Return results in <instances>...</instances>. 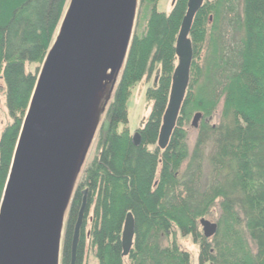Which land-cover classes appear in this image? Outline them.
Wrapping results in <instances>:
<instances>
[{
  "label": "trees",
  "instance_id": "trees-1",
  "mask_svg": "<svg viewBox=\"0 0 264 264\" xmlns=\"http://www.w3.org/2000/svg\"><path fill=\"white\" fill-rule=\"evenodd\" d=\"M66 2L0 0V79L12 118L0 134V201L37 77L26 65L44 61ZM187 2L172 0L165 13L157 10L158 0L138 1L123 68L96 131V153L84 162L68 203L60 264H70L83 190L75 264H87L90 254L97 264H191L176 232L198 246V264H264V0H203L188 35V86L160 147ZM226 28L231 43L224 40ZM156 68V84L145 91L151 110L134 144L127 101L132 87ZM195 112L202 116L190 149L185 126ZM127 212L134 227L124 255ZM201 218L216 222L212 237H204Z\"/></svg>",
  "mask_w": 264,
  "mask_h": 264
},
{
  "label": "water",
  "instance_id": "water-1",
  "mask_svg": "<svg viewBox=\"0 0 264 264\" xmlns=\"http://www.w3.org/2000/svg\"><path fill=\"white\" fill-rule=\"evenodd\" d=\"M202 2L188 0L180 24L175 43L177 63L158 137L160 147L166 145L176 124L188 86L193 56L188 35ZM137 3L72 0L66 10L32 90L0 201V264H56L54 238L78 116L111 29L120 15H127L132 23ZM201 116L200 112L193 114V127ZM132 140L139 143L137 131ZM86 195L83 190L73 225L70 264L76 260ZM199 223L204 237L215 234L216 222L201 218ZM133 227L132 214L127 212L121 235L124 255L132 243Z\"/></svg>",
  "mask_w": 264,
  "mask_h": 264
},
{
  "label": "rangeland",
  "instance_id": "rangeland-1",
  "mask_svg": "<svg viewBox=\"0 0 264 264\" xmlns=\"http://www.w3.org/2000/svg\"><path fill=\"white\" fill-rule=\"evenodd\" d=\"M139 1V0H138ZM72 0H67L65 5V10L62 18L59 22V26L56 30V34L59 31L60 25L62 23L63 17L71 4ZM138 4V3H137ZM172 0H158L157 10L165 13H169L171 10ZM136 13V12H135ZM119 33L118 36L111 43L108 49L99 72V79L95 86V100L90 108V111L86 118L82 121V125L79 129V133L75 139L74 144L71 146L68 163L69 166L66 171V176L63 183L62 194L59 205L58 214V224H57V236L59 235V241L56 246V264H60L61 255V242L64 230V223L67 217L68 203L71 199L73 190L75 189L77 183L80 181L81 169L86 161L89 162L94 154L95 149V135L98 125L103 116L105 107L109 103L112 97L113 89L115 88L125 59V54L127 45L129 43L133 21L131 24L128 23L127 15H120L119 18ZM226 31V32H225ZM223 31L224 40L227 43H231V35L229 29ZM55 34V36H56ZM55 38V37H54ZM126 46V48H125ZM125 51V53H124ZM43 62L40 64H30L26 65L28 71H34L37 69V77L42 68ZM37 67V68H36ZM159 74V68H156L149 78H143L137 84L132 87L131 94L127 101L128 110V128L131 134H133L137 129L141 128L150 113L152 102L145 97V91L148 87L155 86L156 80ZM36 77V80H37ZM5 84L3 79H0V134L5 125L9 124L12 120L7 107L5 106ZM27 109V108H26ZM216 115V114H215ZM193 114L188 118L187 124L185 126L187 131V143L188 147L191 149L196 137V128L191 125ZM217 117V115H216ZM211 122H216V118L213 116ZM199 123V122H198ZM207 169H204V173ZM91 214V212H90ZM211 222H214L213 218H206ZM88 224V223H87ZM88 227V225H86ZM177 242L181 245L183 249L190 253L191 264H198L197 253L198 246L194 244L191 237L181 236L179 232L175 234ZM87 264H97L96 259L90 254L88 258L84 260ZM209 264V263H206Z\"/></svg>",
  "mask_w": 264,
  "mask_h": 264
},
{
  "label": "bare ground",
  "instance_id": "bare-ground-1",
  "mask_svg": "<svg viewBox=\"0 0 264 264\" xmlns=\"http://www.w3.org/2000/svg\"><path fill=\"white\" fill-rule=\"evenodd\" d=\"M120 20V19H119ZM119 20L115 23V25L113 26V28L111 29L110 31V34H109V37L102 49V52L98 58V61L96 63V66L94 68V71H93V74H92V77H91V80H90V83H89V86H88V89H87V92H86V95H85V98H84V101H83V104H82V107H81V110H80V113H79V116H78V120H77V124H76V128H75V131H74V136H73V140H72V145L74 144L75 142V139L79 133V129L81 127V123L82 121L86 118V116L88 115L89 111H90V108L93 104V101L95 100V97H96V94H95V86H96V83L99 79V72H100V67H101V64H102V60H104V56L106 55L108 49L110 48L111 46V43L113 42V40L118 36V31H119ZM69 166V163L67 164V168ZM58 241H59V235L57 236V232H56V235H55V238H54V251L56 252V246L58 244ZM56 256V255H55ZM57 258V256H56Z\"/></svg>",
  "mask_w": 264,
  "mask_h": 264
},
{
  "label": "flooded vegetation",
  "instance_id": "flooded-vegetation-1",
  "mask_svg": "<svg viewBox=\"0 0 264 264\" xmlns=\"http://www.w3.org/2000/svg\"><path fill=\"white\" fill-rule=\"evenodd\" d=\"M87 194V193H86ZM86 197H87V195H86Z\"/></svg>",
  "mask_w": 264,
  "mask_h": 264
}]
</instances>
